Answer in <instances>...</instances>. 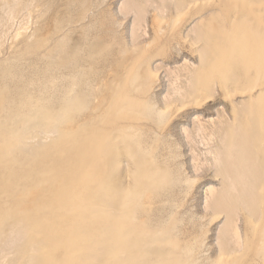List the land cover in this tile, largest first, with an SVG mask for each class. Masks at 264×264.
<instances>
[{
	"label": "rangeland",
	"instance_id": "374dc122",
	"mask_svg": "<svg viewBox=\"0 0 264 264\" xmlns=\"http://www.w3.org/2000/svg\"><path fill=\"white\" fill-rule=\"evenodd\" d=\"M0 237V264H264V0H0Z\"/></svg>",
	"mask_w": 264,
	"mask_h": 264
},
{
	"label": "bare ground",
	"instance_id": "6f19581e",
	"mask_svg": "<svg viewBox=\"0 0 264 264\" xmlns=\"http://www.w3.org/2000/svg\"><path fill=\"white\" fill-rule=\"evenodd\" d=\"M1 129H2V128H1ZM261 178H262V176H261ZM210 191H211V192L213 191L212 193L215 192V190H213V189H211ZM245 192H246V191H245ZM245 195H246V194H245ZM12 228H13V227H12ZM16 230L19 231V228H17ZM10 231H12V232H10V233H13V230H10ZM18 231L15 232V235L17 234V235L19 236L20 234H19ZM4 232H5V231H4ZM17 232H18V233H17ZM21 232H22V231H20V233H21ZM4 234H5V233H4ZM6 234H7V232H6ZM2 236H3V235H2ZM8 236H9V234H8ZM18 236H17V237H18ZM9 237H11V234H10ZM17 237H16V238H17ZM19 237H20V236H19ZM7 238H8V237H7ZM7 238H5V241H6ZM0 239H1V237H0ZM8 239H9V240H7V241L10 242V241L13 239V237L11 238V240H10V238H8ZM9 242H7V243H9ZM3 243H5V242L3 241ZM3 243H1V244H3ZM11 243H12V242H11ZM5 244H6V243H5ZM14 244H15V243H14ZM2 246H4L3 248H5V245H4V244H3ZM6 247H7V245H6ZM0 249H1V247H0Z\"/></svg>",
	"mask_w": 264,
	"mask_h": 264
}]
</instances>
